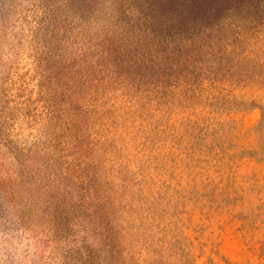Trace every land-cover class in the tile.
<instances>
[{"label":"rangeland","instance_id":"374dc122","mask_svg":"<svg viewBox=\"0 0 264 264\" xmlns=\"http://www.w3.org/2000/svg\"><path fill=\"white\" fill-rule=\"evenodd\" d=\"M0 264H264V0H0Z\"/></svg>","mask_w":264,"mask_h":264}]
</instances>
